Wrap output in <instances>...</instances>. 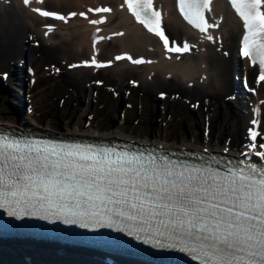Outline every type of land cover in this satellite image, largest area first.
Listing matches in <instances>:
<instances>
[{"label":"bare ground","instance_id":"6f19581e","mask_svg":"<svg viewBox=\"0 0 264 264\" xmlns=\"http://www.w3.org/2000/svg\"><path fill=\"white\" fill-rule=\"evenodd\" d=\"M153 2L161 12L164 31L170 34L169 49L158 34L144 29L123 0H0V72L8 76V71H19L18 63L27 62L25 58L20 61L23 52L29 54L33 69L32 73L26 71L27 77L35 79L33 87L27 86L29 93L23 101L26 115L21 113L13 124L52 134L123 138L239 156L248 152L252 143L246 128L253 126V120H259L256 151L264 150L259 147L264 143V80L256 82L258 67L247 57L238 56L244 26L235 10L224 0H211L206 7V25L196 28L181 16L177 0ZM93 61L105 66H85V62ZM126 72L141 79L138 89L132 90L140 123L157 116L163 124L167 110L177 117L174 123L195 112L199 121H211L205 127L207 135H197L193 142L185 137L181 142L165 137H136L128 131L127 122L120 128L105 129L97 114H93L88 125L77 121L74 127V120H70L69 126L64 127L58 125L55 117L60 112L40 107L43 94L51 90L52 79L67 95L63 107L89 87L105 99L106 110L112 112L120 102ZM237 76L246 78L254 91H240ZM155 87L159 88L154 91ZM163 88L164 97L157 93ZM6 115V111H1L0 126L11 127L3 121ZM126 119L130 120L128 116ZM179 135L176 131L175 137ZM28 239L6 241L0 255L13 256L15 264L27 258H39L41 264H97L91 253L68 247L65 253L53 256L55 246Z\"/></svg>","mask_w":264,"mask_h":264},{"label":"snow or ice","instance_id":"6c2138e0","mask_svg":"<svg viewBox=\"0 0 264 264\" xmlns=\"http://www.w3.org/2000/svg\"><path fill=\"white\" fill-rule=\"evenodd\" d=\"M231 2L245 29L241 56L258 60L264 79V0ZM258 135L249 130L243 159L221 161L149 146L42 141L0 128V209L17 219L114 229L196 264H264Z\"/></svg>","mask_w":264,"mask_h":264},{"label":"rangeland","instance_id":"374dc122","mask_svg":"<svg viewBox=\"0 0 264 264\" xmlns=\"http://www.w3.org/2000/svg\"><path fill=\"white\" fill-rule=\"evenodd\" d=\"M28 35L31 42L30 33ZM30 42L29 46L31 45ZM22 55V57L20 56V61L25 58L27 62L21 61V64L18 63L20 65L19 71L18 69H15V72L13 73L8 71V76L6 75V78L4 73L0 72V115L1 111L7 112L6 117L3 116V121L12 124L11 127H18L13 123L16 122L19 117L22 116V114L25 113L24 115H26V108L23 109V101H25L26 95L28 96L29 93L27 86L33 87L35 82V79L32 80L31 78L29 79L27 77V67L31 63L29 54H24L22 52ZM125 74V83L123 85L124 87L120 91V102L117 105L116 109L112 112L106 110L105 99L102 96L94 93V91L89 87H86V89L82 92L80 96L76 95L74 98L70 99V101L66 103L63 107L62 104L67 95L64 96L65 92L60 91L58 89L57 82L52 81V79L51 81H49L51 90L43 94V100L39 102L40 107L48 111L52 110L60 112V115H55V117L57 119L58 125H62L64 127L69 126L68 123L70 122V120L75 121H73V123H75L74 127L77 126V121H82L86 125H88L90 123L89 120H92L93 114H97L96 116L99 119V122L105 127V129L113 127L120 128L123 122H127V125L129 126L128 131L132 132L133 136L136 137H147L150 139H164L165 137L175 142H181V138L185 137V139H187L188 141L193 142L197 140V135H207L205 127H209L211 125V121L202 117V119L199 121V118H197V114L195 112H191L187 119H182L178 121V123L173 122V120L178 119L176 116H173V114L169 110H167L164 114L165 120L163 124L159 121L160 119L157 116H153L152 119H150L144 124L140 123L137 105L135 104L133 99L134 92L132 90L134 88L138 89V86L133 83L134 80H138L139 82L141 81V79L139 75L134 74L133 72H126ZM22 79H24V83L22 82ZM38 82L39 81H37V84ZM109 87L112 88V86ZM158 88L159 87H155L154 91ZM159 91H165L166 93V90L164 88ZM162 97H164V95ZM62 107L63 109H61ZM20 108H22L23 111ZM19 109L22 112H20ZM63 110L64 115L62 116ZM44 115H47L48 118L50 117L49 113H46ZM127 116L130 118V120L126 119ZM143 126L146 127V130L143 128ZM246 129V133H248V128ZM176 131L180 133V137H175ZM141 133L143 135L146 134L147 136H143Z\"/></svg>","mask_w":264,"mask_h":264}]
</instances>
